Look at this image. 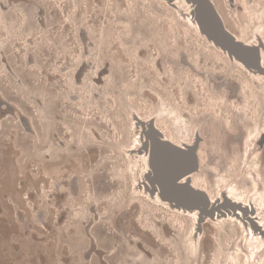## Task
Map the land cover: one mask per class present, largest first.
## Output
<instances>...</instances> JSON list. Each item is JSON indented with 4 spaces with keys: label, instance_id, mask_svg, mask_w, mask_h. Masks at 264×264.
<instances>
[{
    "label": "rangeland",
    "instance_id": "374dc122",
    "mask_svg": "<svg viewBox=\"0 0 264 264\" xmlns=\"http://www.w3.org/2000/svg\"><path fill=\"white\" fill-rule=\"evenodd\" d=\"M125 2L0 0V264H108L99 262V257L103 261L105 258L102 252L89 251L91 242L99 235L109 242V251L116 252L109 264H128V254L129 264H198V251L194 259L183 258L180 252L179 258L178 254L174 258L171 253L159 255L158 252L146 256L142 250L137 252L136 243L131 240L137 235L144 237L138 233L132 216L136 208L128 209L132 201L131 170H125L129 159L122 160L121 155L123 147L136 138L133 105L149 88L143 82L145 90H142L136 77L147 71L149 65L153 66L155 60L149 53L159 48L167 52L160 60L161 66L169 71L175 69L177 77H181L186 65H177L174 58L182 50L187 53L195 50L190 41L186 46L180 38L178 30L185 25L176 18L173 21L181 27L175 24L174 38L167 37L170 28L167 23H149L151 32L145 27L136 29L131 38L124 37L123 43L120 24L125 23L117 12L126 10ZM234 9L239 8L233 6L231 13L236 16ZM230 18L235 25L243 19L240 14ZM81 27L92 37L83 40ZM134 41L139 46L151 42L150 51L139 58V46ZM120 46L124 48L121 54ZM86 47L89 53L84 54ZM108 59L113 67L108 66L99 79L94 78ZM83 60L90 61V67L80 68ZM203 63L207 65V61ZM206 71L203 67L201 73H193L206 86L211 75L212 86L218 77ZM165 84L171 85L169 80ZM223 87L220 85L221 90ZM75 91L77 97L71 98ZM145 102L151 103L147 99ZM255 105L256 113L261 112L255 117L252 134L248 138L243 135L242 148L264 131V99H258ZM228 111L235 124L251 119L246 109ZM154 116L158 117L156 113ZM65 132L70 135L66 137ZM234 147L223 143V148L213 150L216 154L212 153L209 161L218 163L220 154L238 160L246 156L245 151L241 156ZM261 147L258 154L263 157L264 172V144ZM139 168L137 162L133 172ZM91 201L97 203L95 208L90 207ZM81 218L90 222H80ZM205 230L207 235L212 234L208 227ZM166 239L178 250V241H172L174 237ZM212 249L206 240L200 252L203 258L200 264H220L221 253L228 252L222 250L217 257ZM255 255L251 258L262 264L264 254ZM225 259L222 264H232Z\"/></svg>",
    "mask_w": 264,
    "mask_h": 264
},
{
    "label": "bare ground",
    "instance_id": "6f19581e",
    "mask_svg": "<svg viewBox=\"0 0 264 264\" xmlns=\"http://www.w3.org/2000/svg\"><path fill=\"white\" fill-rule=\"evenodd\" d=\"M124 1H126L125 3L127 4L126 10L123 9L124 12H117L118 14L120 13L119 15L122 18V22L125 23L124 25L120 24V29L123 34V38H121L122 42L124 37L128 38L130 35L132 37L133 31L135 34L136 29H143V27H145L150 31L149 23H167L170 26L168 29L169 35H167V37H172L173 34H177L175 24L181 27L179 23L173 21V19L176 18L185 25V27L178 30L181 35L180 38L187 44L186 46L189 45L188 42L190 41L195 50L194 53H187L185 50H182L180 54L174 58L176 64L186 65V70L182 71V73H184L183 76H181L182 78L177 77L175 69L169 71L166 69V66H161L160 60L167 54L166 51L162 52L159 48L157 51L155 50L152 51L153 53H149L152 59L155 60L153 66L148 64L147 71L143 70L135 80L139 81L142 90H145L144 85H142L143 82H146L149 88H146L142 97L137 99L133 105L134 118L138 119L139 123H147L149 120H152L155 128L158 129L162 135V141L168 142L169 145L174 147L187 149V146L193 143L194 137L199 136L198 147L196 149L197 169L181 177L179 182H186L192 189L205 194L207 198H209L208 202L210 206L213 202L225 201L229 203L231 201L244 207V209H242L237 206L238 210L236 214H222L215 218L205 215L204 221L200 223L197 222V229L196 218L199 212L197 208L179 206L174 202L163 199L159 195L158 190L155 194H151L147 190L146 184H148V186L150 184L143 177V174L149 172V155L145 149L141 151L138 150V145L140 146L142 137L144 136H140L135 132L133 136L136 138L134 137L135 139H132L133 141H131L129 145L123 147V155H121L122 160L127 157L129 159H126L128 164L125 170H131V182L129 186L131 189L130 199L132 201L129 202L130 206L128 209L130 210L132 206L136 208L132 216L137 224L138 233H141L144 237L141 238L137 235L133 236L131 240L136 243L137 252L142 250L146 256H151V252H158L159 255L171 253L174 255V258L176 254H178L177 257L179 258L180 252L183 258L188 256L189 259H191L193 256L196 257L199 254L197 257L198 264H200V260L203 259L200 255L202 246L204 242L208 240L213 247L212 250L214 251V255L216 254L217 257L220 251L228 249L226 254L221 253L222 259L220 258V264H222L224 258H226L225 260H230L232 264H254V261H251V255L264 254V172L262 169L263 157L258 154L260 147L264 144V131L257 137L252 138L251 143L245 146V148H242V145L244 142L243 135L245 134V137L248 138L247 136L252 134L254 130L253 126L256 124L257 120L255 117L261 112L257 110L256 113L255 103L258 99H264V0H209L220 17L225 29L233 35L235 40L257 48L263 71L246 66L243 62L235 58V56L229 54L227 50L221 48L213 40L203 34L197 24L192 20L193 3L191 1ZM233 6L239 8V10L234 9L236 16L234 13H231ZM76 7L77 6H75V8ZM137 8H139V12ZM156 9L162 13L157 14ZM239 14L242 15L243 18L241 19V23L236 25L234 23L232 24L230 17L232 16L235 18L238 17ZM138 19L140 20V24L138 23ZM117 23L119 24L120 22ZM80 32L83 40L89 38V36L92 37L83 27H81ZM150 35L152 36V34ZM158 38H161V36H158ZM131 43L132 46H134L133 41ZM143 43L140 46L136 44L139 46L137 51L138 57L150 51L151 42L147 44ZM89 45L92 44L90 43ZM121 48L120 46V54L123 53ZM127 52L125 51V53ZM83 53H89L87 47L83 49ZM156 55L158 56L155 58ZM170 55L174 56L173 53ZM174 60L173 62H175ZM204 60L207 61V65L203 63ZM91 61L93 62V60ZM212 63L214 66L210 67L209 65ZM90 65V61L87 62L83 60V64L80 68L90 67ZM108 66L113 67V63H111L110 59L104 61L98 75L94 78L99 79L100 74L106 72ZM203 67L207 69L206 72L216 75V78L218 77L217 81L212 83V86L210 82L214 79L211 78V75H208L209 82L206 86L200 81L201 79L199 76L193 73V71L201 73ZM188 71L190 72L188 74L189 76L185 77V73ZM118 73L120 77L121 73L119 71ZM220 73L222 74L221 76L219 75ZM123 77H125L124 74ZM167 80L170 81L171 85L165 84ZM219 81H221V83ZM77 82L80 81L77 80ZM218 82L220 84H218ZM220 85L224 86L222 90ZM172 87L173 89H171ZM92 93V96L96 95L95 91ZM72 96L77 97V91L71 93L70 97L72 98ZM89 99L88 101H90ZM146 99L148 101L150 100L151 103L145 102ZM241 108L247 110V115H251V119L246 118L243 123L235 124L233 123V116L228 109L232 110L234 113L241 110ZM78 112H80V110H78ZM155 113L158 115L157 118L154 116ZM263 117L264 112L262 116L264 122ZM253 118H255V122L252 120ZM133 123H135L134 120ZM140 127L141 126H139V129ZM69 135L70 134L65 132L66 137ZM223 143L233 144V146L240 151L241 156L243 154L242 151H245L246 156L243 155L242 159L238 160L233 156H224L220 154V161L218 163H214V161L210 162L211 154L215 153L213 150L219 147L223 148ZM119 144L122 143L119 142ZM167 155L171 158H176L175 153H168ZM137 162L140 168L137 170L138 172H133ZM112 182L121 183L117 180H113ZM121 184H123V182ZM89 205L95 208L97 203L91 201ZM211 207H213V205ZM77 215L76 221L79 220ZM95 218H97V214H95ZM87 220L89 221V219L81 218L80 222H86ZM144 220H147V223H145ZM206 227H208L212 234H206ZM168 236L174 237L172 241H178V250L176 247L173 248L171 246V241H167L166 238ZM94 241L95 242H91L89 251L93 249L102 252L105 258H103V261L101 257H99V262L107 261L108 264L111 263L116 252H114V250L109 251V242L102 239L100 235L96 236ZM196 251H198L197 255L195 254ZM212 256L209 255L210 258ZM127 260L129 264L131 260L129 259V254L127 255ZM261 262L264 264V260Z\"/></svg>",
    "mask_w": 264,
    "mask_h": 264
},
{
    "label": "water",
    "instance_id": "95a60500",
    "mask_svg": "<svg viewBox=\"0 0 264 264\" xmlns=\"http://www.w3.org/2000/svg\"><path fill=\"white\" fill-rule=\"evenodd\" d=\"M168 1L171 2L172 0ZM187 1L193 3L192 20L197 24L203 34L221 48L227 50L229 54L235 56V58L243 62L246 66L263 71L257 48L236 41L233 35L225 29L220 17L209 0ZM132 118L135 121V132L140 136H144L142 137L140 146L138 145V150L145 149L149 155V172H145L143 177L150 184L148 186L145 183L147 190L151 194H155L158 190L159 195L165 200L174 202L179 206L197 208L199 211L196 218L197 229V222L204 221L205 215L215 218L222 214H236L238 210L237 206L244 209L238 203L231 201L229 203L225 201L213 202V207H211L212 205L210 206L208 202L209 198L205 194L192 189L186 182H179L181 177L197 169L196 149L198 147L199 136L194 137L193 143L187 146V149L174 147L169 145L168 142L162 141V135L155 128L152 120H149L147 123H139L138 119L134 118L133 112ZM139 126H141L140 129ZM168 153H175L176 158L169 157L167 155ZM251 261L253 262L254 260L252 259ZM253 263L256 264V261Z\"/></svg>",
    "mask_w": 264,
    "mask_h": 264
}]
</instances>
